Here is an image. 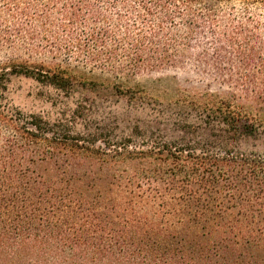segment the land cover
I'll list each match as a JSON object with an SVG mask.
<instances>
[{
  "label": "trees",
  "instance_id": "16d2710c",
  "mask_svg": "<svg viewBox=\"0 0 264 264\" xmlns=\"http://www.w3.org/2000/svg\"><path fill=\"white\" fill-rule=\"evenodd\" d=\"M1 52L21 62L0 70V264H264V158L151 145L136 161L128 142L120 163L140 168L113 176V193L72 167L98 156L92 143L5 99L16 75L69 89L46 59L118 78L193 64L229 72L243 95L204 104L251 135L264 123V0H0Z\"/></svg>",
  "mask_w": 264,
  "mask_h": 264
},
{
  "label": "rangeland",
  "instance_id": "374dc122",
  "mask_svg": "<svg viewBox=\"0 0 264 264\" xmlns=\"http://www.w3.org/2000/svg\"><path fill=\"white\" fill-rule=\"evenodd\" d=\"M12 62L21 61L9 60L5 53H0V70L10 69ZM41 63L44 73L49 69H67L73 85L60 90L46 80L12 76L5 92L6 103L25 116L37 115L51 123L63 121L73 135L92 143L88 146L98 156L84 157L81 166L72 167L104 178L109 192L115 191L113 176L127 168H140L139 162L120 163L122 157L116 152L123 151L128 142L136 161L143 157L140 152L163 145L190 150L199 147L203 149L197 151L200 154L232 153L264 158V123L257 122L254 129L247 130L251 135L229 132L217 124L216 113L204 104L217 101L218 97L243 95L240 87L229 80V72L216 75L186 64L118 78L80 61L60 64L46 59ZM230 111L237 116L246 112L236 105ZM143 187L147 193V186Z\"/></svg>",
  "mask_w": 264,
  "mask_h": 264
}]
</instances>
